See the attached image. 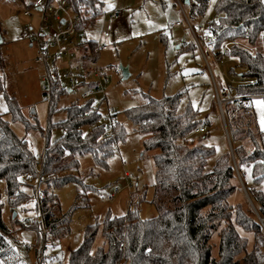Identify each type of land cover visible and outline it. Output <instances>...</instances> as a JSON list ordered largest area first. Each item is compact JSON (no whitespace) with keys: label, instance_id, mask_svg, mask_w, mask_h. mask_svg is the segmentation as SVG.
<instances>
[{"label":"trees","instance_id":"trees-1","mask_svg":"<svg viewBox=\"0 0 264 264\" xmlns=\"http://www.w3.org/2000/svg\"><path fill=\"white\" fill-rule=\"evenodd\" d=\"M68 1L80 16L78 29L84 32L105 13V0ZM210 1L189 0L186 4L181 0L191 20L205 16ZM215 11L220 14V23L213 34L216 57L230 55L243 68L236 74L239 83L228 87L234 94H264L261 45L264 1L217 0ZM161 42L167 43L164 34ZM96 44V40L87 36L82 49L88 60L96 59L94 51L91 55L86 53ZM227 44L229 49L224 48ZM195 47L189 42L181 43L178 49L188 51ZM231 71L234 73L233 68ZM81 83L95 85L86 78ZM65 91L56 78L50 91V117L57 111L58 98ZM180 97L181 92L162 98L148 96L144 103L125 111L136 130L147 135L145 150L154 152L156 179L151 203L158 215L143 219L138 206L122 215L109 212L102 223L85 228L84 239L70 251L68 264H264V236L255 229L253 210L247 211L243 203L231 201L234 193L240 191V184L230 150L217 157L211 170L206 169L216 153L215 147L202 140H188L187 136L202 125L208 130L210 121L198 119V110L191 106L177 114ZM6 100V113L13 120H22L27 128L46 134L45 147L37 163L28 141L15 133L5 114H0V182L5 183L12 219V226L4 220L0 187V264H31L29 249L17 239L14 224L35 230L37 245L47 241V232L51 235L62 232L68 218L59 209L55 187L80 179L70 171L79 167L80 158L85 154H92L97 165L107 167L125 131L112 114L109 127L100 124L102 115L97 106L91 108L95 103L92 98L84 104L74 103L65 108L66 118L55 124L50 121L46 132L37 123L25 119L14 98L6 95ZM224 110L239 174L255 207L264 215V131L254 124L252 112L246 114L248 119L244 121L245 115L236 114L230 103ZM88 125L91 132L85 134L83 128ZM54 127L63 128L64 135L51 141L50 131ZM33 200L39 219L21 222L17 216L13 217L17 209L25 210ZM100 230L104 244L94 249ZM240 230L252 233L250 249L248 238ZM39 251L36 248V255ZM40 254L45 256L43 251ZM45 262L38 259L37 264Z\"/></svg>","mask_w":264,"mask_h":264},{"label":"rangeland","instance_id":"rangeland-1","mask_svg":"<svg viewBox=\"0 0 264 264\" xmlns=\"http://www.w3.org/2000/svg\"><path fill=\"white\" fill-rule=\"evenodd\" d=\"M32 1L34 0H0V114H5L15 133L28 141L30 150L36 155L43 153L46 134L33 127L27 128L22 120H13L6 113V95L15 99L25 119L32 124L37 123L45 132L50 121L55 124L66 118L65 108L74 103L84 104L91 98L102 115L100 124L110 126L104 117L108 116L110 119L112 114L125 131L123 140L109 157L107 167L97 165L92 154H85L80 158L79 167L70 171L80 179L55 187L59 209L68 218V224L62 232L57 235L47 232V241L37 245L35 230L14 224L17 239L29 249L31 264H37L42 251L45 264H68L69 253L82 243L85 228L96 222L102 223L109 212L112 215H122L129 208L138 206L143 219L159 213L151 203L156 179L154 152L145 150L144 139L147 135L136 130L126 115L127 109L144 103L148 96L162 98L181 92L176 113L182 114L191 106L198 110V119L210 121L206 133L192 131L187 136L188 140H202L215 147L216 153L209 159L207 170H211L217 157L229 149V143L224 121L216 105L213 79L199 50L196 47L188 51L177 48L185 40L192 42L191 34L181 27H176L172 34L169 32L171 24L182 18L178 3L175 4L176 0H105L104 12L116 7L120 16L111 24L110 37L106 39L109 48L96 54L97 67L108 79L103 84L104 91L93 89V95L88 99L84 97L89 89L87 83H80L73 89L69 86L65 79L69 71L66 64L80 62L77 53L59 57L55 65L49 61L48 69L57 72L61 87L66 90L59 96L57 111L51 117L49 97L48 94L44 95L47 90L43 88L46 65L37 60L36 49L20 37L27 27H38L39 15L36 11L31 16L24 15L26 6ZM216 1L211 0L205 16L191 20L192 23L201 24L207 15L215 11ZM184 9L188 15L185 6ZM105 19L104 14L101 15L87 29L88 38L100 40L106 25ZM161 34L167 37L166 44L161 42ZM241 45L246 46L242 42ZM261 45L264 49V35ZM229 48L230 45L227 44V49ZM222 59L226 62L225 78L220 76L216 62H211L216 84L219 89L224 82L235 87L239 83L236 74L241 73L243 68L230 55ZM120 66L128 67V78L123 79ZM81 73H84L82 67ZM252 103L253 122L258 129L264 131V97L253 99ZM243 115L246 121L248 116ZM225 123L227 125L226 115ZM83 131L85 134L90 133L91 126H85ZM63 135V128L54 127L50 131V140H58ZM0 187L4 203L3 217L12 226L11 209L3 181L0 182ZM239 188L240 191L231 198L232 203H243L245 210L252 209L254 212L241 184ZM16 212L17 218H25L29 222L40 218L34 200L25 210L19 208ZM254 218L256 231L264 236L256 217ZM240 232L248 238L250 249L253 245L252 233L243 230ZM213 241L216 243L217 238ZM103 244L100 230L93 247L96 249ZM36 248L40 250L39 255H36ZM214 252L216 253V248Z\"/></svg>","mask_w":264,"mask_h":264},{"label":"built area","instance_id":"built-area-1","mask_svg":"<svg viewBox=\"0 0 264 264\" xmlns=\"http://www.w3.org/2000/svg\"><path fill=\"white\" fill-rule=\"evenodd\" d=\"M180 8L182 18L175 23L171 24L169 28L170 34L176 27H181L184 31L189 32L192 36V42L195 44L196 48L199 50L205 65L213 79L214 89H215V101L220 115L225 118L224 106L228 103L232 105V109L236 114L242 115L253 111L254 105L252 99L257 97H264V94H234L228 87V83L224 82L221 89L218 88L216 84L211 62H216L219 73L222 78H225L226 73V62L223 59H217L214 43L213 34L214 29L220 23V14L214 11L213 13L207 15L201 24L194 25L191 19L188 17L184 5L181 0H177ZM38 13V27L29 26L20 35L21 38L27 40L29 44L36 49L37 60L46 65V74L43 78V88L45 91L44 95L48 94L47 98L50 100V91L53 81L58 78L57 72L53 69L52 71L48 69V62L51 61L55 65V61L64 55H72L77 53L80 57V62L77 61L72 65L66 64L69 68L65 75L69 86L76 88L84 78L89 76L92 78L91 82H95V85L88 87L84 93V97L89 98L93 95V89H98L99 91H104L103 84L107 83L108 79L103 76L98 69L96 59H87L83 56V45L87 41V33L78 29V24L80 22V16L76 14L69 3L68 0H34L28 6H26L24 15L31 16L33 12ZM120 16V11L114 7L110 11L104 13V18L106 25L101 32L100 40L96 41V47L91 50L89 49L87 53L91 55L97 54L101 50H107L109 48L106 43V39L110 37V28L113 20ZM184 45L188 44L189 41H183ZM227 49V45L224 46ZM88 61V65L85 66V62ZM82 71L84 73H81ZM223 68V70L221 69ZM76 70V71H75ZM98 81H95L96 79ZM49 89V90H48ZM46 99V98H45ZM96 107L94 103L92 109ZM104 120L110 124V119L104 117ZM109 127V126H108ZM207 130L206 125H202L196 129V132L203 133ZM35 160L37 163L40 161V155H36ZM24 178L29 180L23 175ZM38 184L37 181L34 182ZM256 222L261 228L264 234V215L260 214L257 208H254ZM21 222H26L25 218L20 219ZM42 255L39 259L42 260Z\"/></svg>","mask_w":264,"mask_h":264},{"label":"water","instance_id":"water-1","mask_svg":"<svg viewBox=\"0 0 264 264\" xmlns=\"http://www.w3.org/2000/svg\"><path fill=\"white\" fill-rule=\"evenodd\" d=\"M186 4H188L189 0H185ZM0 42H1V37H0ZM120 69H121V72H122V76H123V79H126L130 76V73H129V70H128V67L126 66H120ZM223 121H224V125H225V132H226V136H227V139H228V143H229V150H230V153L232 155V159H233V162H234V165H235V168H236V173H237V176H238V179L240 181V184L245 192V195L248 199V202L250 203L251 206H253L255 208V205L252 201V199L250 198L245 186H244V183L242 181V178L239 174V171H238V168H237V163H236V160H235V156H234V152H233V148H232V143H231V140H230V136H229V132H228V128H227V125L225 123V118L223 117V115H221ZM17 216V212L15 211L13 213V217H16Z\"/></svg>","mask_w":264,"mask_h":264},{"label":"crops","instance_id":"crops-1","mask_svg":"<svg viewBox=\"0 0 264 264\" xmlns=\"http://www.w3.org/2000/svg\"><path fill=\"white\" fill-rule=\"evenodd\" d=\"M176 2H177V0H176ZM184 5V4H183ZM110 11V10H109ZM184 31V30H183ZM31 46V45H30ZM32 47V46H31ZM180 47V44H178L177 45V48H179ZM91 80H92V78L89 76V78L88 77H86V81L87 82H89V83H91ZM85 84V83H84ZM88 86H90L89 84H88Z\"/></svg>","mask_w":264,"mask_h":264},{"label":"snow or ice","instance_id":"snow-or-ice-1","mask_svg":"<svg viewBox=\"0 0 264 264\" xmlns=\"http://www.w3.org/2000/svg\"><path fill=\"white\" fill-rule=\"evenodd\" d=\"M257 103H260L259 101Z\"/></svg>","mask_w":264,"mask_h":264}]
</instances>
